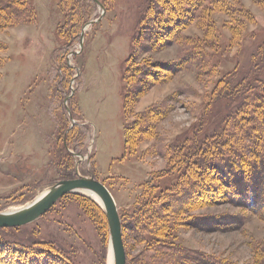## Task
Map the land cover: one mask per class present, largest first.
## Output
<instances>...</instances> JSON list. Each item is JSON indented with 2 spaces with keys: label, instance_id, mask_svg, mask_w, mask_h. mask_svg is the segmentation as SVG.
Returning a JSON list of instances; mask_svg holds the SVG:
<instances>
[{
  "label": "rangeland",
  "instance_id": "rangeland-1",
  "mask_svg": "<svg viewBox=\"0 0 264 264\" xmlns=\"http://www.w3.org/2000/svg\"><path fill=\"white\" fill-rule=\"evenodd\" d=\"M155 1L0 0V212L65 179V156L72 178L111 192L127 264L186 251L264 264V169L250 183L232 172L264 163V114L249 111L251 92L220 96L245 63L241 38L255 36L264 53V0ZM256 86L264 98V81ZM144 200L158 225L144 227ZM109 254L103 205L81 189L0 227V264H109Z\"/></svg>",
  "mask_w": 264,
  "mask_h": 264
},
{
  "label": "trees",
  "instance_id": "trees-1",
  "mask_svg": "<svg viewBox=\"0 0 264 264\" xmlns=\"http://www.w3.org/2000/svg\"><path fill=\"white\" fill-rule=\"evenodd\" d=\"M161 0H156L155 2L159 3ZM164 1V0H163ZM163 1H161L163 3ZM198 2L195 3V6L198 5V3L200 5H202V1L201 0H197ZM211 3L213 2H221V6L223 5V0H210ZM262 1V0H261ZM260 1V2H261ZM201 2V3H200ZM199 5V7H200ZM220 6V7H221ZM227 8V10H230V7L225 5ZM159 7V6H158ZM159 10H162L160 7H159ZM73 30H70L68 31V35L69 37H71L73 34L76 33L77 31V25L74 24L72 26ZM257 39L254 37H243L239 40V43L238 45L239 46V56L240 57H243V55L246 53V50L249 49L246 57H245V63L242 67H240V69L237 70V73H235V75L232 76V79H230V83H229V87L227 89H221V93H220V96H223V95H226V94H234V96L236 97H241V95L243 94H247L249 92H251V101L253 102V99L254 98H257V103L254 104V106H252L251 109H249V111H251L254 115L259 113L260 116H263L264 114V98L261 97L260 94L257 93V91L255 90L257 87L259 86H256L258 84H260V82L264 81V53H258L259 51V47H258V43L256 41ZM254 58V59H252ZM247 65V66H245ZM262 91H264V86L261 87ZM131 93L127 92L126 94V101H125V104H126V113H127V110L129 109V107L131 106V104L129 105V101L127 102V99H128V96L130 95ZM139 116L142 117L143 119V123L146 124V121L149 120V113L147 111L139 114ZM251 123H255L258 127V123L256 121V119H252V122ZM233 126H240L242 127L240 130L243 131V129H247V127H244L242 126L241 124H238V122H235L232 123ZM143 124L141 123L139 125V130H137L136 134H137V137H140L142 136L143 134V131H144V128H142ZM131 128V127H129ZM126 129V132H125V150L126 151H130L131 150V147H132V144L130 143L129 141V133L130 132V129L128 128H125ZM65 133H66V129H65ZM66 135V134H65ZM222 142V140H221ZM224 143V142H223ZM223 143H220V140L217 141V147L219 146V144H221L219 146V151H218V154L220 155H223V148L224 146L222 145ZM212 144H216V141H214V143ZM208 143H206V147H201L200 149L203 151V153H206L207 149L208 148ZM229 147V152L235 154V155H239V149H236L235 147H232V146H228ZM186 152H188L189 150H185ZM186 152H180L181 155H179L177 158L178 159H181ZM190 152V151H189ZM60 156H61V153H59ZM67 155H69L68 152H66ZM260 153L258 152L257 155H259ZM64 160V164L66 165L65 169H67L68 171L66 172V176H64L65 178H72L71 176V172H72V169L70 168V164L68 162V158L65 157V156H61ZM223 159V157L221 158ZM225 159V158H224ZM228 160V159H227ZM242 163L240 169L238 168H235V171H232L234 174H240V176H237L236 178L239 179V181H241L242 183H250L251 180H256L259 175V173H256L257 169H258V166H262L263 169H264V163L263 164H254L255 161L253 160L252 163ZM237 163H229L228 166L232 168V166H236ZM238 165V164H237ZM248 168V170H247ZM230 172V174L232 173ZM263 176H260L259 178H261ZM262 193V192H261ZM175 199V198H174ZM141 203H143V205L145 206L144 208L146 209H142L140 208V215L141 216H144V219L147 220L146 225H144V227L147 228L149 222L153 223V226H156L158 225L157 223L158 220H159V216H161L160 214H158V208L157 207H152L149 205V203H147V201H142ZM130 224V223H129ZM127 225L126 223L123 222V228H126ZM143 227V228H144ZM42 252V251H41ZM164 255V259H165V262H170L171 264H216L215 262H213V260L211 259H208L207 257L205 258V256L198 252V253H192V252H189V251H186L182 254H178V253H175V252H164L161 254V256ZM161 256L157 257L156 258V262L154 264H162V262H160L159 260L161 259ZM146 258H149L151 259L153 257V254L151 253H148L147 255H145ZM162 260H163V256H162ZM126 264H127V261H126Z\"/></svg>",
  "mask_w": 264,
  "mask_h": 264
},
{
  "label": "water",
  "instance_id": "water-1",
  "mask_svg": "<svg viewBox=\"0 0 264 264\" xmlns=\"http://www.w3.org/2000/svg\"><path fill=\"white\" fill-rule=\"evenodd\" d=\"M90 190L97 194L103 205L107 219L110 248L114 264H126V251L122 235L121 218L115 200L107 186L100 180L90 176L65 178L58 180L53 186L29 203L11 212H0V227H16L26 224L46 212L55 201L65 193L75 190Z\"/></svg>",
  "mask_w": 264,
  "mask_h": 264
},
{
  "label": "bare ground",
  "instance_id": "bare-ground-1",
  "mask_svg": "<svg viewBox=\"0 0 264 264\" xmlns=\"http://www.w3.org/2000/svg\"><path fill=\"white\" fill-rule=\"evenodd\" d=\"M84 193H87L88 195L92 196L94 199H97L98 202L101 203L99 197L97 196V194H95L94 192L90 191V190H84ZM43 194V193H42ZM39 196H41V194H39ZM20 208V207H19ZM18 207L16 208H11L5 212H11V211H14V210H17L19 209ZM112 251H111V248H110V254H109V264H114V260H113V254H111Z\"/></svg>",
  "mask_w": 264,
  "mask_h": 264
}]
</instances>
